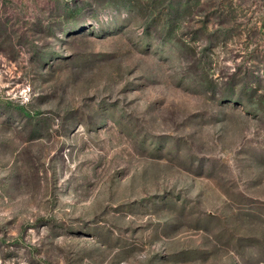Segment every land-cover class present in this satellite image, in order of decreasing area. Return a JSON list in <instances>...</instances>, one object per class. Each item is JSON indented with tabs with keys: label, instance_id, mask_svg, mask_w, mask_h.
I'll list each match as a JSON object with an SVG mask.
<instances>
[{
	"label": "rangeland",
	"instance_id": "obj_1",
	"mask_svg": "<svg viewBox=\"0 0 264 264\" xmlns=\"http://www.w3.org/2000/svg\"><path fill=\"white\" fill-rule=\"evenodd\" d=\"M0 264H264V0H0Z\"/></svg>",
	"mask_w": 264,
	"mask_h": 264
},
{
	"label": "trees",
	"instance_id": "obj_2",
	"mask_svg": "<svg viewBox=\"0 0 264 264\" xmlns=\"http://www.w3.org/2000/svg\"><path fill=\"white\" fill-rule=\"evenodd\" d=\"M248 91H249L250 93H252V94H256V93L259 92L258 89H256V88L253 89V88H252V85L248 86V87L244 90L245 93H248Z\"/></svg>",
	"mask_w": 264,
	"mask_h": 264
}]
</instances>
